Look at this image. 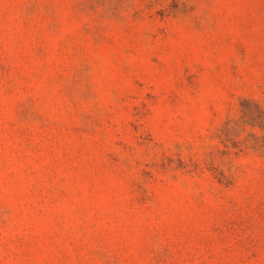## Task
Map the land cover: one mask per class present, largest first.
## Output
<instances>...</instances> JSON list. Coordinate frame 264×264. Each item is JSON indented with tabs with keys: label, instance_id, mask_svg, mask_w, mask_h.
Segmentation results:
<instances>
[{
	"label": "rangeland",
	"instance_id": "374dc122",
	"mask_svg": "<svg viewBox=\"0 0 264 264\" xmlns=\"http://www.w3.org/2000/svg\"><path fill=\"white\" fill-rule=\"evenodd\" d=\"M0 264H264V0H0Z\"/></svg>",
	"mask_w": 264,
	"mask_h": 264
}]
</instances>
